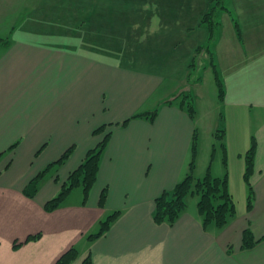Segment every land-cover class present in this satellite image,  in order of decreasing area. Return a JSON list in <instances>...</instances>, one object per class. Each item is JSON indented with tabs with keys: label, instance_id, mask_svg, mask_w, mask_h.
I'll use <instances>...</instances> for the list:
<instances>
[{
	"label": "crops",
	"instance_id": "1",
	"mask_svg": "<svg viewBox=\"0 0 264 264\" xmlns=\"http://www.w3.org/2000/svg\"><path fill=\"white\" fill-rule=\"evenodd\" d=\"M228 1L241 37L224 12L214 45L221 98L204 56L214 86L204 91L198 69L190 82L196 49L208 42L209 0H0V264H56L73 247L71 264H264V0ZM155 110L154 120L138 116ZM101 126L111 135L88 196L76 187V199L74 188L47 212L102 140ZM192 163L196 179L227 175L236 215L224 227L204 225L198 194L175 223L155 222L156 198ZM47 168L36 196H26ZM248 227L256 243L243 248Z\"/></svg>",
	"mask_w": 264,
	"mask_h": 264
},
{
	"label": "trees",
	"instance_id": "2",
	"mask_svg": "<svg viewBox=\"0 0 264 264\" xmlns=\"http://www.w3.org/2000/svg\"><path fill=\"white\" fill-rule=\"evenodd\" d=\"M222 10L230 12V9L225 4V0H209V8L201 20V22L206 24L208 27V42L196 49L194 60L191 63V68H193V71L190 76V82L198 79L196 74V71L199 67L198 60L204 56V52L208 53L210 60L209 62L214 69L221 98L224 96V86L214 58V45L219 36L220 25H222L221 20L218 18L217 12ZM233 21L237 33L239 37H241V27L238 20L234 16ZM4 42H7V39L0 38V43ZM184 101L187 103L188 112L193 115L195 112L193 96L191 94H185ZM157 114L158 111L155 110L139 114L138 116H145L150 120H154ZM108 127H111V124L110 126L108 125ZM108 127L101 126L95 130L96 134H103L102 140L96 147L88 151L84 161L80 164V166L70 173L60 192L45 203L44 209L47 212L56 210L76 187L82 186L85 197L88 196L98 176L101 153L107 145L111 135V131H107ZM256 148L257 141L255 138H253L251 146L246 153V169L244 175L248 187L247 202L249 210L252 209L255 199V192L251 183V176L255 169ZM193 150L194 152L196 150L195 142L193 145ZM70 152L71 149L67 150L57 162L62 163L69 156ZM193 168L194 164L192 163L190 171L184 179L179 181L173 189L164 191L156 198V208L153 214L155 222L158 224L175 223L178 217L186 209L188 197L192 194H198L200 196L198 208L204 225L207 226L209 224H215L218 227H224L228 221L236 215V202L230 192L227 175L224 177H216L213 176L211 172H208L204 177L196 179L193 174ZM47 170L48 168L34 177L24 188L23 192L26 196L29 198H34L36 196L37 192L39 191L41 178ZM104 197L105 193H103V198ZM119 213V211H115L106 220L102 221L100 231L95 234L94 237H99L105 233L110 228L112 222L118 217ZM40 235L41 234L33 235L28 239L35 240L39 238ZM255 243L256 239L254 238L251 228H246L243 233L242 247L250 248ZM14 246L17 247V244ZM77 256L78 251L73 247L65 252L58 259L56 264H71L72 261L77 258ZM85 263L89 264L90 259H88Z\"/></svg>",
	"mask_w": 264,
	"mask_h": 264
},
{
	"label": "rangeland",
	"instance_id": "3",
	"mask_svg": "<svg viewBox=\"0 0 264 264\" xmlns=\"http://www.w3.org/2000/svg\"><path fill=\"white\" fill-rule=\"evenodd\" d=\"M227 1V2H226ZM225 4L228 6V8L230 9V12L232 13V10H231V8L229 7V1L228 0H225ZM226 13V12H228V11H226V10H222V11H218L217 12V15H218V18L221 20H223V17H222V14L223 13ZM224 13V14H225ZM229 13V12H228ZM233 14V13H232ZM234 15V14H233ZM234 17H235V15H234ZM233 18V17H232ZM222 20H221V24H222ZM227 20H229L228 19V17H227ZM233 20V19H232ZM233 22V24H234V21H232ZM225 24V23H224ZM235 26V25H234ZM221 27H222V25H220V29H219V33H220V30H221ZM234 29H228L227 31H224V34H232L234 31H233ZM231 38H232V36H231ZM234 39V38H233ZM235 40V39H234ZM208 58V59H207ZM205 61H207V62H209L210 60H209V56H208V53H206V52H204V58H203ZM203 59H199L198 60V64H199V68H198V70H199V74L201 73V74H204V82H205V84L203 85V86H205V88H204V91H207L208 90V88L209 87H211L212 88V86H214V81H213V79H214V73H213V70H212V68L210 67V66H208V67H206V65L202 62V60ZM201 67V68H200ZM207 70V71H206ZM205 139H206V135H205ZM210 138H208V141H210L209 140ZM218 158L219 157H217V159L215 160V162H216V164H217V162H218ZM82 189L81 188H76L75 190H74V192H73V194L69 197V198H71L70 200L71 201H73L74 199H76L77 197H78V193L79 192H82L81 191ZM69 198H68V200H69Z\"/></svg>",
	"mask_w": 264,
	"mask_h": 264
},
{
	"label": "bare ground",
	"instance_id": "4",
	"mask_svg": "<svg viewBox=\"0 0 264 264\" xmlns=\"http://www.w3.org/2000/svg\"><path fill=\"white\" fill-rule=\"evenodd\" d=\"M191 84V83H190ZM101 133V132H100ZM97 145V144H96Z\"/></svg>",
	"mask_w": 264,
	"mask_h": 264
}]
</instances>
